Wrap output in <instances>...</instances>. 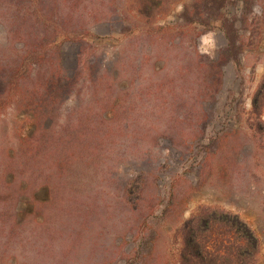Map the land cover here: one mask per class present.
<instances>
[{
  "label": "rangeland",
  "instance_id": "obj_1",
  "mask_svg": "<svg viewBox=\"0 0 264 264\" xmlns=\"http://www.w3.org/2000/svg\"><path fill=\"white\" fill-rule=\"evenodd\" d=\"M141 1L56 0L82 46L20 29L0 79V264H177L213 210L251 225L264 264V0ZM10 43L0 25V57Z\"/></svg>",
  "mask_w": 264,
  "mask_h": 264
},
{
  "label": "trees",
  "instance_id": "obj_2",
  "mask_svg": "<svg viewBox=\"0 0 264 264\" xmlns=\"http://www.w3.org/2000/svg\"><path fill=\"white\" fill-rule=\"evenodd\" d=\"M55 1L0 0V25L11 41L8 46V50L11 49L10 55L0 57V72L7 74L10 71L11 75L8 79L0 76L2 81L16 77L12 78V75L17 68L19 69V32L22 34L20 29L28 27L30 20H35L31 27L37 42L45 39L52 32L64 34L67 40L75 43L74 45H83L81 27H74L72 30L61 29L63 18L56 15L60 3L57 4ZM161 1L142 0L140 11L150 15ZM54 11L55 13H53ZM115 11L116 9L113 7L110 8L109 16H113ZM233 56L234 44L231 41L221 59L227 61ZM69 81L68 83L65 81L57 83L56 87L51 89L53 95L50 98L55 101V104L67 95L71 85ZM46 119L47 116L39 119L37 126L43 125ZM42 186L50 185L45 183ZM185 227L187 228V237L179 251L177 264H255L260 250V238L251 225L239 214L213 210L205 215L193 216L187 221ZM219 230L220 233H215Z\"/></svg>",
  "mask_w": 264,
  "mask_h": 264
}]
</instances>
